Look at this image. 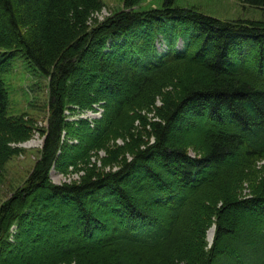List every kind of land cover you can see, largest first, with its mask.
Wrapping results in <instances>:
<instances>
[{"label":"trees","instance_id":"16d2710c","mask_svg":"<svg viewBox=\"0 0 264 264\" xmlns=\"http://www.w3.org/2000/svg\"><path fill=\"white\" fill-rule=\"evenodd\" d=\"M141 1L99 21L102 0H0V183L43 135L0 264H264V0L233 20ZM16 57L48 78L46 128L8 113Z\"/></svg>","mask_w":264,"mask_h":264},{"label":"rangeland","instance_id":"374dc122","mask_svg":"<svg viewBox=\"0 0 264 264\" xmlns=\"http://www.w3.org/2000/svg\"><path fill=\"white\" fill-rule=\"evenodd\" d=\"M104 6L101 11L96 13L98 20L109 16L117 9L123 6V0H102ZM163 0H142L137 8L162 6ZM173 6L194 8L204 14L211 15L222 20L233 19H260L261 10L250 7L247 4L239 3L236 0H175ZM7 92H8V113L20 114L27 113L37 127L46 128L50 119L49 88L48 78H43L35 68L28 66L25 61L16 57L12 70L6 74ZM102 101L96 102L94 109H73L67 111L69 120L76 121L79 119L93 121L98 119L103 111ZM118 143L122 139L116 140ZM43 144V135L38 131L33 134L31 139L21 143L23 152L14 156L6 164L4 178L0 183V204L7 199L17 186L24 185V181L32 170L36 160L40 155V147ZM111 144V141H110ZM99 156L105 154L104 150L98 152ZM95 160L94 157L91 158ZM98 165L100 164L97 161ZM106 169L108 167H105ZM80 172H74L71 175H62L56 173L53 169L50 176L54 182L69 181L77 178ZM248 193V190H244ZM154 211L161 212L162 209L154 208ZM214 225L207 231V239L212 242L214 235Z\"/></svg>","mask_w":264,"mask_h":264}]
</instances>
